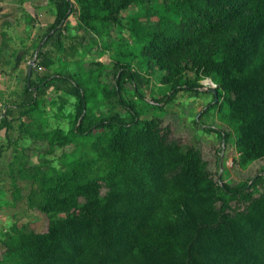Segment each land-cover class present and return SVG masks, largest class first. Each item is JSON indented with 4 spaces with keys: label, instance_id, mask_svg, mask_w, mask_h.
Returning <instances> with one entry per match:
<instances>
[{
    "label": "trees",
    "instance_id": "16d2710c",
    "mask_svg": "<svg viewBox=\"0 0 264 264\" xmlns=\"http://www.w3.org/2000/svg\"><path fill=\"white\" fill-rule=\"evenodd\" d=\"M50 2L55 19L46 39L58 38L61 23L78 9L81 37L67 48L57 42L80 57L73 72L63 71V60L39 75L50 61L38 52L21 100L0 117L14 152L8 162L13 199L20 196L16 179L28 180V207L48 219L43 231L13 223L0 237V264H264L263 167L245 180H225L219 156L212 170L198 145L171 137L161 118L142 117L139 100L123 94L129 84L132 95L143 97L133 57L147 71L157 67L170 86L163 102L147 103L160 108L170 94L198 91L199 80L209 77L217 100L203 112L217 109L224 126L210 128L224 145L234 133L232 167L264 158V0ZM112 26L126 28L127 36L109 40ZM98 40L117 55L107 73L103 51L84 61L98 52ZM52 85L67 95L49 101L52 117L66 119L65 127H48L41 93ZM112 99L114 112L99 107ZM30 145L40 153L34 163Z\"/></svg>",
    "mask_w": 264,
    "mask_h": 264
},
{
    "label": "rangeland",
    "instance_id": "374dc122",
    "mask_svg": "<svg viewBox=\"0 0 264 264\" xmlns=\"http://www.w3.org/2000/svg\"><path fill=\"white\" fill-rule=\"evenodd\" d=\"M77 20L78 9L70 12L61 23L60 29L62 33L60 36L58 38L51 37L49 40L46 39L47 36H45V32L48 29H31V27L29 29H22L21 25H16L15 29H8V32L6 31L10 35L8 36L9 42H7L8 45L3 46L0 50L2 56L0 60V117L5 114L8 106L15 105L21 100V90L26 75L27 62L33 57L34 53L37 54L40 51H46L48 62L50 61L49 67L42 66L41 69L35 71V73L37 72L39 75L50 73L54 69L59 68L63 60L67 61V65L63 71L73 72L76 70L78 64L77 60L80 55L78 52H73V54L66 53L60 46L62 45L67 48L72 41H76L81 37L83 30L76 26ZM48 32V34H50L52 31ZM127 34L128 30L126 28L121 27V31H119L116 26H112L110 28L109 40L120 35L127 36ZM90 37L91 35L89 33L85 34L83 41L88 42ZM57 39H59L61 45L58 44ZM102 45L104 46V41L98 40V52L94 51V55L92 56L86 55L84 61L87 63L88 61L93 62L97 59V55L103 51L100 54L99 60L104 66H108V69L105 70L107 73L112 66V62L117 60V55L114 54L115 51L113 46L108 47L107 51H104ZM130 61L133 65H136L143 74L142 79L139 80L138 83V91L143 97H141V99L132 95L129 84L124 88L123 94L126 98L132 97L139 100V104L142 108V117L146 118L152 115L158 116L161 118L164 126L168 125L170 127L171 137L179 139L184 144L193 143L198 145L203 157L208 159L209 167L212 170L217 167L219 156V164L221 160L226 165L227 177L224 178L225 180H245L249 176L255 174L259 167H263L264 171V158L254 160L244 167H232V158L235 155L233 143L235 137L234 133L231 131V138L224 145L218 133L210 128V126H213L214 128L220 129L224 126L218 119L217 109L212 108L210 112H205V114L203 112L211 102L217 100L212 94V88L214 87L213 82L205 81L207 78L210 79L209 77H203L199 80L201 86H199L198 91L181 90L177 93L170 94V99L160 108L157 105L153 106L147 103H156L154 99L163 102L165 93L170 88L168 84L161 82V71L157 67H153L147 71L146 66L141 63V57L130 58ZM88 65L94 67L97 64ZM186 74L189 76L194 75L190 71H187ZM104 76L107 79L111 77L110 73ZM57 95L67 96L62 89L57 90L53 85L47 87L43 90V93H41V97L45 98L46 101L44 108H46V113L49 116L48 127H54L56 124L63 127L67 125L66 119L52 117L55 106L49 101L52 97H56ZM114 104L115 99H112L104 101L103 105H98L104 110L114 112ZM118 109L119 107H117V110ZM198 117L199 121L195 122L193 119H197ZM13 125V129H15L16 121L13 122ZM22 143L30 144L27 140L22 141ZM72 147L73 146L70 145L66 149L71 150ZM61 151L62 149H57L55 155L58 156ZM27 152L30 155L28 158L29 162L34 163L38 160L37 155L40 153L37 152L36 148L33 149L30 145L27 148ZM13 153V146L8 144L4 136V129L0 128V237L3 236L5 231H10V227L13 223H15L20 230L30 229V223H32L33 226L31 228L36 231H43L46 229L48 222L45 213L35 208L31 209L27 205L26 194L30 188V182L28 180L21 178L16 179V185L20 187V196L16 200L13 199L12 179L8 167V162L12 158ZM86 153L88 154L89 152ZM74 154L77 155L78 151L76 150ZM211 160H215L212 165L210 163ZM53 163H56V158ZM225 168H223L224 171ZM220 170L222 171V168ZM1 251L2 244H0V253Z\"/></svg>",
    "mask_w": 264,
    "mask_h": 264
},
{
    "label": "crops",
    "instance_id": "0c3cea01",
    "mask_svg": "<svg viewBox=\"0 0 264 264\" xmlns=\"http://www.w3.org/2000/svg\"><path fill=\"white\" fill-rule=\"evenodd\" d=\"M54 19L55 8L50 0H0V44L5 41L8 45L10 35L7 30L15 29L16 25H21L22 29L46 30ZM3 30L7 31L5 39L1 36Z\"/></svg>",
    "mask_w": 264,
    "mask_h": 264
},
{
    "label": "water",
    "instance_id": "95a60500",
    "mask_svg": "<svg viewBox=\"0 0 264 264\" xmlns=\"http://www.w3.org/2000/svg\"><path fill=\"white\" fill-rule=\"evenodd\" d=\"M35 59H36V53H34L33 57L30 60H28V62H27V67H26V74H27L26 78H27V80L29 79V77L31 75V72H32V68L34 66ZM209 80L211 82H213L211 79H209ZM213 84H214V87L212 88V90H213V93L215 94L216 93L215 83L213 82ZM215 99H217L216 96H215ZM221 164H222V161L220 160V165ZM263 173H264V171H263Z\"/></svg>",
    "mask_w": 264,
    "mask_h": 264
},
{
    "label": "built area",
    "instance_id": "2783aa9c",
    "mask_svg": "<svg viewBox=\"0 0 264 264\" xmlns=\"http://www.w3.org/2000/svg\"><path fill=\"white\" fill-rule=\"evenodd\" d=\"M36 60V59H35ZM34 66H35V62H34ZM38 68H40V66H38Z\"/></svg>",
    "mask_w": 264,
    "mask_h": 264
}]
</instances>
